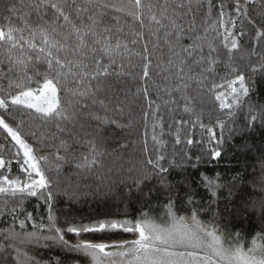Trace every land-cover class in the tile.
<instances>
[{
    "label": "snow or ice",
    "instance_id": "6c2138e0",
    "mask_svg": "<svg viewBox=\"0 0 264 264\" xmlns=\"http://www.w3.org/2000/svg\"><path fill=\"white\" fill-rule=\"evenodd\" d=\"M258 72L264 74V0H8L0 15V219L10 220L0 227V264H264V161L259 198L238 206L260 216L249 243L228 231L213 207L225 187L219 174L203 176L207 208L189 188L180 200L178 186L166 180L167 145L157 135L167 117L174 145L182 135L187 145L206 141L210 156L221 158L233 133L264 127V104L251 99ZM137 103L139 159L108 167L94 192L118 186L142 192L156 178L165 195L162 211L145 204L135 216L61 221L57 196L71 203L86 194L79 182L60 179L62 164L104 168L105 156L127 147L117 142L109 150L105 126H135ZM197 128L206 133L199 141ZM168 163L177 166L175 152ZM241 179L234 176L232 187ZM32 198L43 201L46 218L37 221L25 210ZM184 202L193 206L182 212ZM119 233L133 238H89ZM40 248L70 259L44 260Z\"/></svg>",
    "mask_w": 264,
    "mask_h": 264
},
{
    "label": "trees",
    "instance_id": "16d2710c",
    "mask_svg": "<svg viewBox=\"0 0 264 264\" xmlns=\"http://www.w3.org/2000/svg\"><path fill=\"white\" fill-rule=\"evenodd\" d=\"M8 0H3L0 3V15H3L4 3ZM18 2V0H17ZM254 34V33H253ZM245 37V40H248ZM247 46V45H246ZM257 51H260L257 48ZM256 58L254 57L253 60ZM158 71V69H154ZM251 84V99L259 104H264V74L256 73L252 77ZM123 87V85L121 86ZM128 87L135 91V85L129 84ZM122 99L124 97H121ZM154 98V97H153ZM132 99L131 94L128 97ZM141 105L137 103L133 110L138 123L131 128H116L114 125H106L105 130L109 140V150L115 147L116 143L127 144V147L118 152L116 156L104 157V168H92L90 170H78L74 164L64 163L60 169V179L69 178L73 184L79 182L80 186L85 189L84 195L78 201L69 202L64 196H57L54 202V210L60 217L61 221L65 218L83 219L88 221L92 218H122L125 213L129 216L139 214L142 205H151L153 209L162 211V205L165 202V195L160 190V181L156 178L147 182L143 186V191L138 192L134 186L131 192L125 186H118L113 192H94L95 187L99 182V178L106 172L107 168L118 165L128 166L130 160L139 159L140 151V134L142 131V123L139 122ZM219 115V113H217ZM179 118V117H177ZM187 119V117H185ZM209 117L205 116V123ZM127 123V120L122 121ZM171 121L165 117L163 135H160L161 130L157 129V135L160 139L166 142L167 147L164 149L168 159L162 161L164 167L169 168L166 174V180L173 185L178 186L180 192V200L186 201L187 197L184 189L189 188L194 194V199L201 203L204 208H207L210 194L205 190L203 184V176L215 177L220 176V183L225 185L218 193V201L213 207H218L225 221V226L230 232L239 231L247 242L250 243L251 237L260 231L261 220L258 213L249 209L246 212H240L238 206L242 205L245 199L259 198V177L261 175V162L264 161V127L258 123L250 129H239L233 133L232 138L224 146V154L221 158L213 159L208 152V145L194 143L187 145L184 141L186 137L182 135L181 144L174 145L175 128L171 130L168 124ZM240 121H237L239 125ZM151 120L149 121V126ZM231 127V123H229ZM187 132V127L184 129ZM219 131V130H217ZM227 135V128L225 129ZM206 136L203 130L197 128L194 130L193 139L199 141ZM66 138V137H65ZM3 140V134L0 132V141ZM149 149L154 148V142L151 139V128L149 127V135L147 137ZM176 153V165L169 167L168 160L172 158L173 153ZM183 153H187L189 159L183 158ZM197 157H201L197 161ZM12 172L14 175L19 174L18 165L13 163ZM240 174L241 180L236 181L235 187H232V178ZM53 177L56 176L55 170L52 171ZM256 183L254 190L252 185ZM90 186L93 191L88 192L87 187ZM149 189L153 191L149 194ZM232 191V196H229V190ZM181 211L191 208L186 202L179 203ZM25 210L33 212L34 217L39 221L40 217L47 216V208L43 201H38L32 198L25 203ZM21 219L23 216L20 217ZM202 218H206L202 214ZM10 218L0 219V227H5ZM30 230V224H29ZM69 240L76 238L72 234L66 237ZM92 239H131V234L119 233L109 236L108 234L91 236ZM39 258L44 260H55L59 257L68 260L69 257L64 256L61 250L56 248H40L37 250Z\"/></svg>",
    "mask_w": 264,
    "mask_h": 264
}]
</instances>
